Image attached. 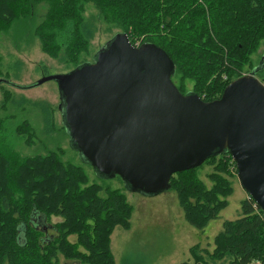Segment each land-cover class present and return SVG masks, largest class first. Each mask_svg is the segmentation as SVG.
I'll return each mask as SVG.
<instances>
[{"label": "trees", "instance_id": "obj_1", "mask_svg": "<svg viewBox=\"0 0 264 264\" xmlns=\"http://www.w3.org/2000/svg\"><path fill=\"white\" fill-rule=\"evenodd\" d=\"M44 2L46 12L36 23L37 7ZM88 4L132 44L150 42L164 49L174 63L171 79L182 93L190 81L191 92L215 100L227 84L256 67L255 75L264 84L261 56L252 61L264 42V0H0V34L33 21L32 35L41 51L73 70L93 61L86 60L95 32L84 16ZM31 103L49 114L44 102ZM15 131L24 142H32L28 120ZM211 163L216 172L209 175L213 184L207 189L196 170ZM230 163L237 173L226 151L171 176L168 190L176 192L185 220L195 228L201 230L227 206L232 183L222 174ZM0 213L16 219L12 240L0 228V264H61L59 256L81 264H114L111 234L116 227L130 228L133 206L118 189L87 184L82 167L63 161L57 152L22 156L2 145ZM52 216L60 220L52 225L55 233L47 235L40 221ZM213 243L212 251L200 243L189 248L196 263L264 264L263 211L250 197L244 199L241 217L224 221Z\"/></svg>", "mask_w": 264, "mask_h": 264}, {"label": "water", "instance_id": "obj_2", "mask_svg": "<svg viewBox=\"0 0 264 264\" xmlns=\"http://www.w3.org/2000/svg\"><path fill=\"white\" fill-rule=\"evenodd\" d=\"M256 70L205 101L176 87L164 49L118 32L92 62L30 87L58 82L69 134L100 174L154 195L169 189L174 174L227 151L240 185L264 211V84Z\"/></svg>", "mask_w": 264, "mask_h": 264}, {"label": "rangeland", "instance_id": "obj_3", "mask_svg": "<svg viewBox=\"0 0 264 264\" xmlns=\"http://www.w3.org/2000/svg\"><path fill=\"white\" fill-rule=\"evenodd\" d=\"M46 9L45 2L38 5L36 23L42 20ZM84 16L95 27L86 56V60L91 61L112 39L117 29L110 28V24L101 18L92 4L86 5ZM33 27L32 21L20 30L11 29L0 34V146L7 145L22 156H44L49 152H57L63 161L82 167L87 175V184L97 183L103 188L118 189L124 194L126 201L133 206V213L128 230L116 227L111 234L110 246L114 264H179L184 260L198 264L190 255L189 248L200 243L202 248L212 251L213 238L222 229L223 222L239 219L241 203L250 197L240 185L237 174L233 172L234 165L230 163L228 172L224 171L222 174L232 183V192L226 197L227 206L201 230L185 220L174 190L148 195L131 189L118 176L100 174L79 152L69 134L63 118V106L60 105L58 82L48 80L30 87L46 76L64 75L72 70L71 66L59 58H52L41 51L38 38L32 35ZM259 56L264 58V42L254 56L252 55V61L256 63ZM191 88V82L187 81L184 93H190ZM31 101L47 104L49 114L46 116ZM23 120H28L34 130V138L30 144L19 138L15 131L16 126ZM214 167L215 163H211L196 170L197 178L207 189L213 184L209 175L216 172ZM231 174L233 175L230 177ZM104 194L102 191L101 195ZM59 220V217L52 216L40 221L47 235L55 233L52 225ZM15 226L16 219L0 213V228L9 240L16 235ZM69 238L73 239L72 236ZM59 262L81 264L62 256H59Z\"/></svg>", "mask_w": 264, "mask_h": 264}, {"label": "built area", "instance_id": "obj_4", "mask_svg": "<svg viewBox=\"0 0 264 264\" xmlns=\"http://www.w3.org/2000/svg\"><path fill=\"white\" fill-rule=\"evenodd\" d=\"M257 204L254 202V206H256ZM258 206V205H257ZM260 209V208H259ZM261 210V209H260ZM262 211V210H261ZM263 214H264V211H263ZM251 264H259L258 261H253Z\"/></svg>", "mask_w": 264, "mask_h": 264}, {"label": "flooded vegetation", "instance_id": "obj_5", "mask_svg": "<svg viewBox=\"0 0 264 264\" xmlns=\"http://www.w3.org/2000/svg\"><path fill=\"white\" fill-rule=\"evenodd\" d=\"M46 231V229H44Z\"/></svg>", "mask_w": 264, "mask_h": 264}]
</instances>
